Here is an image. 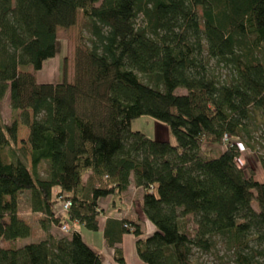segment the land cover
Instances as JSON below:
<instances>
[{"label": "trees", "instance_id": "1", "mask_svg": "<svg viewBox=\"0 0 264 264\" xmlns=\"http://www.w3.org/2000/svg\"><path fill=\"white\" fill-rule=\"evenodd\" d=\"M60 29L77 34L74 79L40 82ZM6 97L20 118L0 117V264H105L73 224L99 232L101 201L133 184L156 232L109 219L117 264L126 234L145 264H199L220 246L225 264H264V181L237 162L245 147L264 171V0H0ZM146 116L171 139L133 131ZM205 145L222 152L202 156ZM25 193L43 223L70 230L44 223L45 239L18 245L33 234Z\"/></svg>", "mask_w": 264, "mask_h": 264}, {"label": "rangeland", "instance_id": "2", "mask_svg": "<svg viewBox=\"0 0 264 264\" xmlns=\"http://www.w3.org/2000/svg\"><path fill=\"white\" fill-rule=\"evenodd\" d=\"M76 36V32L65 33L62 29L59 30L60 40L58 41L56 57L46 62L43 70L39 72L38 79L40 82L60 83L63 82L66 78L69 82L73 81L76 46L75 40H77ZM86 36H88V33H86ZM185 92L186 91L184 89H178L176 93ZM0 117L2 118V121L4 123H11L16 118H20V113L12 110L8 97H6L0 104ZM132 130L141 131L152 139L166 138L165 136L167 131L168 137H170L169 127L147 116L135 120L132 123ZM27 133V129L24 126H21L20 137L26 136ZM172 141L175 144L174 138H172ZM209 147L211 146L205 145L201 150V155L216 157V153L209 151ZM240 166L246 170L253 169L256 174V180L259 182L264 181V171L259 158L256 156V154L250 152L245 147H242ZM19 203V212L21 214V217L25 219L33 229L32 236L27 239L28 242L38 241L39 239L43 238L44 235H47L49 233L44 231V223L48 225V228L49 230H51V232L62 236L65 235L64 231L60 229V227L51 226L47 222L43 223V221L46 219L44 215L35 214L32 212L29 193L23 194L20 197ZM254 208L258 210L259 207L257 202L254 203ZM56 211L60 213L61 216H64L61 207L56 206ZM190 227L192 229L194 228L193 223L190 224ZM85 233L90 235H97V233H92L89 231H86ZM96 237L100 238V236L98 235ZM195 259L199 264H225L230 259V253L224 247L220 246L217 251H214L211 254L197 253L195 255Z\"/></svg>", "mask_w": 264, "mask_h": 264}, {"label": "crops", "instance_id": "3", "mask_svg": "<svg viewBox=\"0 0 264 264\" xmlns=\"http://www.w3.org/2000/svg\"><path fill=\"white\" fill-rule=\"evenodd\" d=\"M165 137L166 138H161L159 140L171 139V137H168L167 131ZM209 151L215 152L219 155L222 152V148L219 146H211L209 147ZM142 196V190L140 188L135 187V185L133 184L130 190L124 195L123 198H121L120 195L115 194L110 198L103 199L101 201V206L103 210L101 216L102 228L99 232H96L97 235L100 236V238H97V235L86 234L85 232L88 230L84 229L78 224H73V228H77L82 233L83 238L87 242V244H89L93 249H95L101 254L105 264H117L114 260L113 250L107 247L104 238V229L109 219H129L133 222L138 223L143 231V238L150 237L156 232V227L147 220L146 216L142 212ZM57 207H61V204H58ZM51 233L53 234V232H50V234ZM47 235H44L42 239H45ZM136 242L137 238L133 234H126L123 237L121 247L123 248L126 264H145L138 257L136 250ZM28 243L29 242L27 240H24L22 242H19L18 245L23 246ZM2 245L4 248L11 247V244L9 242H3Z\"/></svg>", "mask_w": 264, "mask_h": 264}, {"label": "built area", "instance_id": "4", "mask_svg": "<svg viewBox=\"0 0 264 264\" xmlns=\"http://www.w3.org/2000/svg\"><path fill=\"white\" fill-rule=\"evenodd\" d=\"M226 144L229 142V136L226 135L224 138ZM241 159V158H240ZM240 159L237 160L238 164L240 165ZM61 203V210L63 212V215L66 214L68 212V210L71 207V202L67 201V202H60ZM58 213V212H57ZM60 215V213H59ZM62 230L67 233L70 230V226L68 224H64V226L62 227Z\"/></svg>", "mask_w": 264, "mask_h": 264}]
</instances>
